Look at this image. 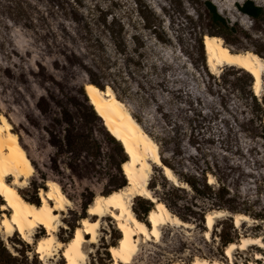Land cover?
<instances>
[{"label":"rangeland","instance_id":"374dc122","mask_svg":"<svg viewBox=\"0 0 264 264\" xmlns=\"http://www.w3.org/2000/svg\"><path fill=\"white\" fill-rule=\"evenodd\" d=\"M205 1L0 0V110L13 122L36 166L28 188L20 191L39 204L46 180L61 184L76 204L65 213L69 228L60 234L64 243L94 198L118 188L124 179L121 162L127 156L88 106L84 85L93 78L115 89L160 144L178 177L217 178L214 195L200 196L175 186L155 166L151 190L174 213L195 211L188 214L194 228H164L162 242L143 246L134 261L153 264L180 257L190 264L199 256L227 263L228 240L264 237V86L257 96L253 77L243 69L226 66L217 75L202 60L198 40L212 29ZM210 1L230 27L238 28L220 36L225 44L264 58V21L244 16L239 6L246 0ZM254 1L264 7V0ZM150 23L157 25L156 32ZM109 28L121 33L120 52ZM220 184L230 195L213 206ZM149 206L145 200L134 201L139 219L146 221L143 208ZM216 209L228 215L216 219L209 241L205 218ZM4 212L9 214L0 207V217ZM238 212L252 221L236 228L232 216ZM108 217L112 223L103 224L102 240L93 245V264H109V238L118 242L121 236ZM0 240L15 257L2 255L0 264H43L35 246L19 234L8 241L0 235ZM256 252L264 254V248L238 251L236 264H249Z\"/></svg>","mask_w":264,"mask_h":264},{"label":"bare ground","instance_id":"6f19581e","mask_svg":"<svg viewBox=\"0 0 264 264\" xmlns=\"http://www.w3.org/2000/svg\"><path fill=\"white\" fill-rule=\"evenodd\" d=\"M204 47L206 63L213 74H221L226 66L243 69L254 79L255 94H262V56L252 50L234 51L225 44L222 37L208 34L204 37ZM84 90L108 132L124 148L128 159L121 168L127 184L109 194L97 195L88 205L87 215L82 217L70 240L64 243L60 234L64 228H69L65 222V213L73 210L76 204L61 184L52 179L46 180L47 189L40 188L39 204L27 200L22 195L20 189L28 188L30 180L36 175V167L22 145L20 134L15 130L13 122L0 110V196L4 200L1 208L9 210V214L4 212L0 217V235H4L8 241L9 237L19 234L23 241L35 246V252L43 264H51L52 260L60 262L63 259L66 264H93L92 253L96 252L93 245L100 244L101 232L112 223L108 217L110 216L115 220L117 232L119 231L121 236L118 242L109 238V243L113 244L109 248L112 257L109 264H151L146 259L140 262L138 256L143 246L150 242H162L164 228H194L193 224L174 214L151 190L150 180L154 167L162 168L167 180L174 185L188 190L191 188L187 183L181 182L174 170L163 162L160 144L119 98L111 85L108 84L102 89L92 82H87ZM216 182V177L209 174L208 183ZM138 199H147L153 203L146 221L139 219L133 208L134 201ZM226 215L228 211L225 209L213 210L206 214L207 230L204 233L207 240L212 238L216 219ZM232 218L236 228H240L244 222L252 221L245 213H236ZM251 247L264 248V237L242 236L237 242L231 241L224 249L227 263L197 256L190 264H236V253L248 251ZM10 250L17 255L11 247ZM134 257L138 259L134 261ZM260 260H264V254L256 252L249 264H261ZM153 264L185 263L180 257H170Z\"/></svg>","mask_w":264,"mask_h":264},{"label":"trees","instance_id":"16d2710c","mask_svg":"<svg viewBox=\"0 0 264 264\" xmlns=\"http://www.w3.org/2000/svg\"><path fill=\"white\" fill-rule=\"evenodd\" d=\"M204 5H205V8H206V13H207V16H208V22H209V25L211 26V30L210 29H206L207 31V34L208 35H211V36H224V34L226 33V32H228V31H230V30H238V28L237 27H235L234 26V28H232V27H230V25H229V21L222 15V14H220V12H219V10H218V8H217V6L212 2V1H210V0H206L205 2H204ZM239 10L242 12V13H244L243 15L244 16H250V17H252L254 20H256L257 22L258 21H264V7L263 6H261V5H258L254 0H246L242 5H240L239 6ZM142 13H143V11H142ZM145 16V15H144ZM200 16H201V14H200ZM247 16V17H248ZM146 16L145 17H143V20L144 21H146ZM115 20V18H113V20H112V22ZM150 25H152V27H154V32H156V29L158 28L157 27V25L156 24H154V23H150ZM151 27V28H152ZM108 33H109V35H110V37H111V39L114 41V43L116 44V48H117V50L120 52V48H121V43L123 42V41H120L119 40V35H121V33H120V31H116V30H111L110 28H109V30H108ZM204 36H205V34H204ZM204 36H203V38H200L199 40H198V42L200 43V54H201V58H202V60L203 61H206V54H205V47H204ZM120 41L119 43L117 42V41ZM255 52V51H254ZM256 53H258L259 55H260V53L259 52H256ZM248 73V72H247ZM251 75V74H250ZM252 76V75H251ZM253 81H254V79H253ZM89 82H92V83H94V84H96L97 86H99L100 88H102V89H104L105 87H104V85L102 84V83H100L99 81H97V79H91ZM252 88H253V84H252ZM86 99H87V101H88V106H89V108H90V110H91V114H92V116H93V118L95 119V120H99V121H101L102 123H103V120H102V118L101 117H99V115L96 113V111L94 110V107L92 106V104L89 102V99H88V97L86 96ZM138 119V118H137ZM64 122L68 125V126H72V129H70V128H68V131L70 132V133H73V124L71 123V121L67 118V116H65V114H64ZM103 125H104V123H103ZM142 125H143V123H142ZM144 126V125H143ZM105 127V126H104ZM106 128V127H105ZM144 128H145V126H144ZM146 129V128H145ZM107 130V129H106ZM147 130V129H146ZM148 131V130H147ZM107 132H108V130H107ZM149 132V131H148ZM109 133V132H108ZM150 133V132H149ZM151 134V133H150ZM109 135L114 139V140H116L110 133H109ZM22 142V141H21ZM116 142L119 144V146H120V148H121V151H122V153L125 155V156H127L126 154H125V152H124V148H123V146H122V144L121 143H119V141L118 140H116ZM75 144H76V146H77V144L78 143H76L75 142ZM22 145L24 146V144L22 143ZM25 147V146H24ZM26 148V147H25ZM30 156V155H29ZM30 158H31V156H30ZM32 159V158H31ZM128 158H124L123 160H122V162H121V167H122V164L127 160ZM162 160H163V162L166 164V165H168V166H170L173 170H174V168L172 167V165L170 164V163H168L165 159H164V157H163V155H162ZM33 161V160H32ZM33 163H34V161H33ZM36 167V166H35ZM122 169V168H121ZM123 172V171H122ZM174 173H175V171H174ZM176 174V173H175ZM213 175V174H212ZM122 176H123V182L118 186V188H115V189H113L112 191H115V190H117V189H119V188H121V187H123V186H125L126 184H127V181H126V177H125V175H124V173L122 174ZM176 176L178 177V175L176 174ZM178 179L181 181V182H185V183H187L189 186H190V190H192L195 194H197V195H203V196H213L214 195V190L215 189H213L214 187H213V185L214 184H209L208 183V175H207V179L206 178H204V179H202V178H199V177H182L181 175H179V177H178ZM183 179V180H182ZM217 179V178H216ZM176 186V185H175ZM178 187H180V188H183V187H181V186H178ZM186 189V188H185ZM188 190V189H187ZM226 185H224V184H220V187H219V189H218V198H215L214 200H212L213 201V206H221L220 205V202H224L223 200H224V198L228 195H230V193L227 191L226 192ZM111 191V192H112ZM210 192V193H209ZM225 192H226V194H225ZM110 193V192H109ZM109 193H107V194H109ZM216 197V196H215ZM147 202H149V200H146ZM4 203V200H3V198L0 196V207L2 206V204ZM34 203H36V202H34ZM149 207H144L143 208V211H144V213L147 215L148 213H149V211L151 210V205H153V203L151 202H149ZM166 205L168 206V208L172 211L173 209H172V207L168 204V203H166ZM216 210H219V209H216ZM195 211H192V209H190V208H188V211H186V213H180V214H178V213H174V214H176V215H178L181 219H183L184 221H186V222H188V217H190L191 215H188L189 213L190 214H193ZM238 213H240V212H238ZM188 223H190V222H188ZM191 224H193V223H191ZM194 225V224H193ZM231 242V240H228V243H230ZM7 256L8 258H15V257H13V255L8 251V249L6 248V246L2 243V241L0 240V256Z\"/></svg>","mask_w":264,"mask_h":264},{"label":"snow or ice","instance_id":"6c2138e0","mask_svg":"<svg viewBox=\"0 0 264 264\" xmlns=\"http://www.w3.org/2000/svg\"><path fill=\"white\" fill-rule=\"evenodd\" d=\"M0 166H2V162H0ZM79 235V234H78Z\"/></svg>","mask_w":264,"mask_h":264},{"label":"water","instance_id":"95a60500","mask_svg":"<svg viewBox=\"0 0 264 264\" xmlns=\"http://www.w3.org/2000/svg\"><path fill=\"white\" fill-rule=\"evenodd\" d=\"M205 36H206V35H205ZM205 36H204V37H205Z\"/></svg>","mask_w":264,"mask_h":264}]
</instances>
